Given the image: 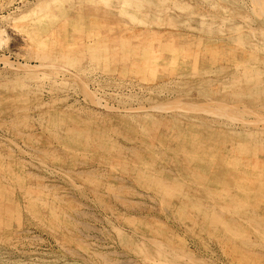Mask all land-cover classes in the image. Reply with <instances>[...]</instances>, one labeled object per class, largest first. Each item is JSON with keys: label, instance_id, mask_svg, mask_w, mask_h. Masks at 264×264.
I'll list each match as a JSON object with an SVG mask.
<instances>
[{"label": "rangeland", "instance_id": "obj_1", "mask_svg": "<svg viewBox=\"0 0 264 264\" xmlns=\"http://www.w3.org/2000/svg\"><path fill=\"white\" fill-rule=\"evenodd\" d=\"M96 2L0 0V264H264V5Z\"/></svg>", "mask_w": 264, "mask_h": 264}, {"label": "bare ground", "instance_id": "obj_2", "mask_svg": "<svg viewBox=\"0 0 264 264\" xmlns=\"http://www.w3.org/2000/svg\"><path fill=\"white\" fill-rule=\"evenodd\" d=\"M52 1V0H51ZM59 1H61V0H58V2ZM65 1V0H64ZM95 1V0H94ZM116 1V0H115ZM132 1H133V3H135L136 2V0H121V5H123V6H125V7H130V5L132 4ZM135 1V2H134ZM256 1V3H257V5H259V7H261V6H263L264 5V2H263V0H255ZM62 2H63V0H62ZM90 2V1H89ZM97 2H99V3H101L104 7H109V2H108V0H97ZM96 2V3H97ZM137 3V2H136ZM98 4V3H97ZM131 9V8H130ZM165 9H167V8H165ZM260 11V10H259ZM147 12H148V10H147ZM132 14V13H131ZM148 14V13H147ZM40 17V16H39ZM38 17V18H39ZM40 19H41V17H40ZM39 20V19H38ZM40 21V20H39ZM156 52V51H155ZM201 52V51H200ZM191 60V59H190ZM256 72V71H255ZM254 72V73H255ZM247 78V77H246ZM243 85V84H242ZM227 90V89H226ZM219 116V115H218ZM260 120V119H259ZM103 131V130H102ZM104 139V138H103ZM133 151V150H132ZM140 160V159H139ZM138 160V161H139ZM140 174V173H139ZM146 174V173H145ZM154 182V181H153ZM107 184V183H106ZM14 190V189H13ZM161 197V196H160ZM185 198V197H184ZM181 199V198H180ZM221 211V210H220ZM177 212V211H176ZM219 217V216H218ZM126 221V220H125ZM221 226H222V224H221ZM253 230V229H252ZM233 233V232H232ZM175 238V237H174ZM157 242V241H156ZM172 248V247H171ZM159 263V262H158ZM166 264V263H165Z\"/></svg>", "mask_w": 264, "mask_h": 264}]
</instances>
